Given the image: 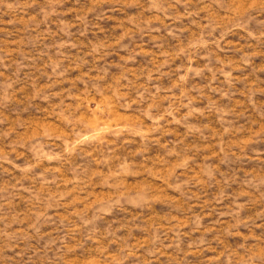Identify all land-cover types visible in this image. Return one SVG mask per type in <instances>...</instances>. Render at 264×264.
<instances>
[{"label":"rangeland","instance_id":"374dc122","mask_svg":"<svg viewBox=\"0 0 264 264\" xmlns=\"http://www.w3.org/2000/svg\"><path fill=\"white\" fill-rule=\"evenodd\" d=\"M0 264H264V0H0Z\"/></svg>","mask_w":264,"mask_h":264}]
</instances>
